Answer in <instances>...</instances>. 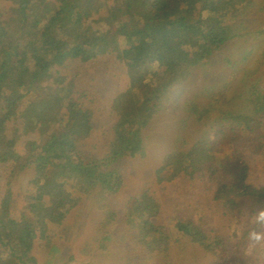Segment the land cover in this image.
Here are the masks:
<instances>
[{"label": "trees", "instance_id": "trees-1", "mask_svg": "<svg viewBox=\"0 0 264 264\" xmlns=\"http://www.w3.org/2000/svg\"><path fill=\"white\" fill-rule=\"evenodd\" d=\"M256 7L264 14V0H0V175L4 168L6 175L0 264H40L38 249L49 257L47 264L61 258L73 211L91 196L99 195L91 204L97 211V199L120 195L125 178L115 165L147 156L142 131L193 80V70L210 66L242 38L241 19ZM251 41L261 56L254 75L246 74L234 94L225 85L213 91L208 83L201 94L184 91L183 127L191 120L200 125L198 142L185 145L178 135L182 146L164 156L154 175L158 186L182 178L217 183L214 202L236 225L229 236L207 229L200 217L178 214L157 223L160 206L145 188L122 215L110 205L109 212H96L101 223L122 218L150 256L167 255L187 240L211 264H234L231 241L240 240L239 254L247 245L251 216L264 208V186L249 184L243 156L264 159V23ZM109 57L124 66L128 85L110 107L112 140L93 157L82 151L93 136L94 114L83 103L90 93L77 91L76 82L87 67ZM233 63L224 60L228 68ZM193 92L210 96L209 105L197 103ZM27 174L26 205L14 219V187Z\"/></svg>", "mask_w": 264, "mask_h": 264}, {"label": "rangeland", "instance_id": "rangeland-1", "mask_svg": "<svg viewBox=\"0 0 264 264\" xmlns=\"http://www.w3.org/2000/svg\"><path fill=\"white\" fill-rule=\"evenodd\" d=\"M257 7L241 19L245 26V31L240 34L242 38L231 42L223 51L217 53L212 60L211 67L193 70V80L175 91L173 93L174 102L164 112L157 115L142 131L141 136L147 156L143 159L138 156L136 160H125L115 165L114 169L125 178V187L120 195L97 199L101 209L98 208L97 211L91 204L99 195L91 196L89 201L86 200L77 210L73 211L72 217L66 224L68 234L66 237H62L66 242L65 251L61 252V258L56 257L52 264H211L210 259L207 258L200 246L187 240H182L177 245L173 244L167 255L150 256L139 245L137 233L129 231L122 218L113 223H101L95 215L96 212L103 210V214L109 212L108 205L112 206L111 211L122 215L128 200L139 195L145 188L149 190L150 195L160 206L157 223L168 224V220L178 214L187 217H200L206 220L207 229L214 230L216 234L226 235L225 238L229 236V230L236 225L221 214L219 205L214 202L217 183H212L205 178L195 181L182 178L171 184L158 186L154 183V175L164 156L172 149L182 146V144L176 143L178 135L184 138L185 145H193L198 142L200 125L191 120L188 128L183 127L188 116L182 111L184 103L189 99V96L184 93L187 87H190L191 93L195 90L201 94L208 87L207 83L210 89L213 88V91H218L222 85H225L228 90L231 89L229 95H232L239 89L246 74L249 75V78L254 75L252 72L257 67L261 51H258L256 46L251 48L253 43L251 40L253 32L264 23V14H260ZM225 59L234 62L233 64L236 66L228 68L224 64ZM81 73L76 82L79 86L77 91L90 93V99L86 98L84 100L86 102L83 101V103L94 114L93 136L83 144L82 151L86 155L97 157L103 153L102 146L112 140L111 129L116 119L110 107L113 100L126 91L128 79L124 66L117 63L114 57L99 60ZM248 80L251 79H247L246 82H249ZM198 96H195L193 92V99H196L197 103L202 106L209 105L210 96L204 94ZM243 156L251 169L249 184L253 187H263L264 159L248 156L246 152L243 153ZM2 171L3 174L0 175V204L6 184L4 181L6 178L5 168ZM144 185L146 186L144 187ZM30 186L31 177L27 174L14 187L12 199V217L14 219L19 218L26 205V191L30 189ZM101 204L103 208H101ZM239 226L241 228V224ZM207 229L205 230L207 231ZM235 236L238 238V234ZM103 237H109L110 242H102ZM239 241L238 239L233 240L229 244L230 251H233L231 257L234 259V264H264V250L258 248L249 253L247 244L239 254L237 252ZM35 254L41 257L38 258L40 264H47L49 257L45 255V252L41 254L38 249ZM43 255L46 256V261L42 259Z\"/></svg>", "mask_w": 264, "mask_h": 264}, {"label": "clouds", "instance_id": "clouds-1", "mask_svg": "<svg viewBox=\"0 0 264 264\" xmlns=\"http://www.w3.org/2000/svg\"><path fill=\"white\" fill-rule=\"evenodd\" d=\"M253 227L247 232L246 241L249 253L253 249L264 248V208L258 209L251 216Z\"/></svg>", "mask_w": 264, "mask_h": 264}]
</instances>
